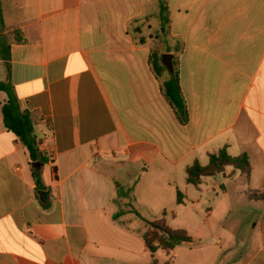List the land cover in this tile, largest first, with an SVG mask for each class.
Wrapping results in <instances>:
<instances>
[{
	"label": "crops",
	"instance_id": "0c3cea01",
	"mask_svg": "<svg viewBox=\"0 0 264 264\" xmlns=\"http://www.w3.org/2000/svg\"><path fill=\"white\" fill-rule=\"evenodd\" d=\"M1 2L10 56L0 57V86L31 114L48 162H33L7 128L0 88V264H153L146 221L171 228L181 188L193 194L187 169L225 148L250 158L249 179L223 173L246 178L247 214L230 206V222L217 226L224 238L211 245L183 229L196 244L177 247L173 264H264V209L255 213L264 204V0ZM157 49L175 57L185 125L165 97L167 75L153 70ZM206 181L194 186L203 197L216 187L205 192ZM257 192L262 200L251 199ZM221 244L236 256L206 257Z\"/></svg>",
	"mask_w": 264,
	"mask_h": 264
},
{
	"label": "trees",
	"instance_id": "16d2710c",
	"mask_svg": "<svg viewBox=\"0 0 264 264\" xmlns=\"http://www.w3.org/2000/svg\"><path fill=\"white\" fill-rule=\"evenodd\" d=\"M161 11L164 15L165 8L161 2ZM6 31V27L2 18V2L0 0V57L4 58V52L7 53V57L10 56V45H7L6 37L3 33ZM17 42H23L22 38H17ZM160 53L155 51L152 56V65L155 74L158 77L167 75V79L164 82L165 97L176 110L179 120L182 124H187L189 121V114L187 110V104L181 89L180 74L174 63L175 72L169 73L165 66L162 65ZM1 89L6 90L9 94V100L3 107V116L6 126L9 130L15 133L22 141V143L28 149L33 162H39L41 167L48 162L44 157V154L40 151L39 142L35 134L34 122L31 114L21 109L19 100L12 96L9 88L6 84L0 86ZM232 167L236 170H240L243 175L248 179L252 174V166L249 156L244 153L238 157H232L229 155L227 149H222L217 154L210 156V162L207 166H202L199 163H195L193 166L187 169V182L195 187H199L202 184L204 178H210L223 174L227 168ZM34 178L37 182V187L43 189V180L41 175V168L35 169L33 172ZM260 192L256 195H252L253 200H262V196H259ZM178 202L181 203V193H178ZM121 213L115 215V220L119 219ZM147 230L143 235L147 250L152 254L157 253L159 250L165 251L169 259L165 264H173V258L171 253L179 246H193L196 244L195 240L189 235L186 230L183 229H171L165 218L157 221H146ZM153 264H157L154 262Z\"/></svg>",
	"mask_w": 264,
	"mask_h": 264
},
{
	"label": "rangeland",
	"instance_id": "374dc122",
	"mask_svg": "<svg viewBox=\"0 0 264 264\" xmlns=\"http://www.w3.org/2000/svg\"><path fill=\"white\" fill-rule=\"evenodd\" d=\"M156 51L158 52L159 50L157 49ZM228 170L231 171L233 168H228ZM205 183V192L207 191L206 189H208V185L216 184L215 189L211 190L207 197H203L194 186H191L193 192L191 195H188V193L181 188L185 197L184 204L178 208L176 215H173L171 211H168L167 218L171 228H188L194 236L200 237L203 242L211 245L214 244L215 237L224 238V232L221 229H217V226L225 222L226 219L228 220V223L230 222L231 217L228 215L230 206L233 208L234 213H236L237 216L241 215V218H243L244 214H247L248 208L243 206L238 195L243 189L246 190L245 188H247L248 185L245 177L237 179L234 183H231L230 179L226 178L223 174L213 178H207ZM225 187L233 190L229 198H225L222 194ZM217 195L219 196L217 197ZM195 198H198V204H195ZM259 205V208L255 211L256 214L264 209L263 203H260ZM209 216H211L210 220ZM206 251L207 258H212L214 254H218L219 259L229 254L236 256L234 246H225L223 244L216 245V248L208 246ZM151 255L152 263L156 262L157 264H164L167 261V256L164 251H159L157 254L155 253Z\"/></svg>",
	"mask_w": 264,
	"mask_h": 264
},
{
	"label": "water",
	"instance_id": "95a60500",
	"mask_svg": "<svg viewBox=\"0 0 264 264\" xmlns=\"http://www.w3.org/2000/svg\"><path fill=\"white\" fill-rule=\"evenodd\" d=\"M174 55L171 54H163L162 55V64L166 67L169 73L173 74L175 72L174 69ZM40 198L42 202H47L50 198V194L48 192H40Z\"/></svg>",
	"mask_w": 264,
	"mask_h": 264
}]
</instances>
